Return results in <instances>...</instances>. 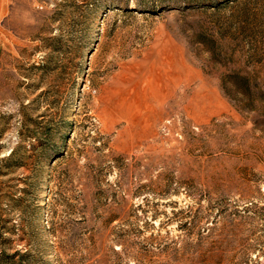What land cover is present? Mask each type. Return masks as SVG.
<instances>
[{"label":"rangeland","instance_id":"374dc122","mask_svg":"<svg viewBox=\"0 0 264 264\" xmlns=\"http://www.w3.org/2000/svg\"><path fill=\"white\" fill-rule=\"evenodd\" d=\"M0 264H264V0H0Z\"/></svg>","mask_w":264,"mask_h":264},{"label":"crops","instance_id":"0c3cea01","mask_svg":"<svg viewBox=\"0 0 264 264\" xmlns=\"http://www.w3.org/2000/svg\"><path fill=\"white\" fill-rule=\"evenodd\" d=\"M219 103H218V108H223V107H225V106H223V104H222V102H221V100L220 101H218ZM222 105V106H221ZM216 109V106H210L209 108H207V110H206V113L208 112V111H213V110H215ZM196 112V111H195ZM196 113H198V112H196ZM200 114V113H199Z\"/></svg>","mask_w":264,"mask_h":264},{"label":"trees","instance_id":"16d2710c","mask_svg":"<svg viewBox=\"0 0 264 264\" xmlns=\"http://www.w3.org/2000/svg\"><path fill=\"white\" fill-rule=\"evenodd\" d=\"M237 93H239V95H242L241 97H242V99H244V95H245V92L244 91H238ZM251 103L249 102V104H247L248 106H251L250 105Z\"/></svg>","mask_w":264,"mask_h":264}]
</instances>
